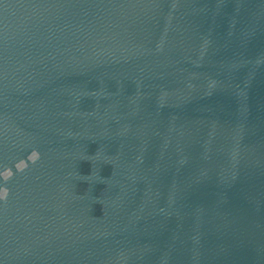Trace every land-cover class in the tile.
Masks as SVG:
<instances>
[{"label": "water", "instance_id": "1", "mask_svg": "<svg viewBox=\"0 0 264 264\" xmlns=\"http://www.w3.org/2000/svg\"><path fill=\"white\" fill-rule=\"evenodd\" d=\"M0 264H264V0H0Z\"/></svg>", "mask_w": 264, "mask_h": 264}]
</instances>
